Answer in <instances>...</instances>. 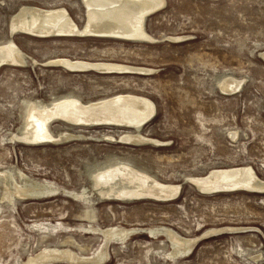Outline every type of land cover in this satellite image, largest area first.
I'll use <instances>...</instances> for the list:
<instances>
[{"label": "rangeland", "instance_id": "obj_1", "mask_svg": "<svg viewBox=\"0 0 264 264\" xmlns=\"http://www.w3.org/2000/svg\"><path fill=\"white\" fill-rule=\"evenodd\" d=\"M163 5L143 20L147 40H127L11 31L24 6L64 8L80 28L87 6L83 0H0V46L14 43L26 62L0 64V264L34 258V264H264V192L208 194L191 180L248 165L264 178V0ZM57 59L149 73L69 71L49 64ZM237 80L241 85L230 90ZM128 94L154 103L155 113L140 128L164 144L125 142L132 128L59 117L49 131L77 137L21 138L33 106L69 99L88 105ZM120 164L178 186L176 197H103L96 174ZM27 180L51 191L6 197ZM173 237L185 241L176 248Z\"/></svg>", "mask_w": 264, "mask_h": 264}, {"label": "bare ground", "instance_id": "obj_2", "mask_svg": "<svg viewBox=\"0 0 264 264\" xmlns=\"http://www.w3.org/2000/svg\"><path fill=\"white\" fill-rule=\"evenodd\" d=\"M164 1L165 0H83L87 6L88 14L87 24L83 28H80L75 24L67 10L64 8L48 10L34 6H24L13 16L14 18L11 19V29L28 31L27 33L30 32V34L37 36L95 35L120 37L127 40L146 39L150 36L144 29L145 24L143 20H145L144 18L147 14L161 7L164 4ZM260 55L264 56V51H262ZM24 61L25 59L21 50L14 43L0 46V63L25 64L26 62ZM49 64L58 65L69 71L96 70L99 72H146L147 70L145 68L130 65L75 61L71 59H57L50 61ZM239 84L240 82L237 80L228 85L231 90L234 88L236 89V87L238 88ZM154 110L155 106L151 100L146 97L130 94L118 95L88 105L75 99H69L56 102L53 104V107L50 108L45 106L42 109H38L33 106L27 118V133L25 134L22 130V134H24L21 138L29 143H35L36 141L58 142L77 137L73 133H66L64 136L60 133L57 136H54L49 131V124L52 119H55L53 117H59L84 126L111 124L112 126L132 128L135 132L124 134L121 140L135 144L152 140L154 141V144L162 145L164 143L161 141L144 136L140 128L153 116L155 113ZM4 180L6 183L8 180H11V174L6 173L4 175ZM191 180L203 193L208 194L219 191L235 190L264 192V178L259 177L253 167L249 165L228 169H216L211 171L205 177H196ZM30 181L31 180H27V182ZM95 188L97 190L98 188L102 189L98 191L105 198H121L122 200L152 198L167 201V199L176 197V194L178 193V186H167L166 184L155 181L153 178L139 170L122 164L97 173L95 176ZM49 191H51V189L47 190L46 183L31 181L24 186H17L11 190L7 189L6 197L13 200L15 195L25 197H27V195L38 196L41 193H48ZM82 194H76V196L84 197ZM107 230L108 228L106 229V232L109 233ZM122 236L123 235H121V237ZM173 241L177 248L179 245H182L185 240L173 237ZM187 246L189 247V244ZM62 250L63 249L58 252L60 253ZM69 250L70 248L68 251ZM63 253L66 254L67 252ZM172 254L173 257H176L178 253L174 252ZM40 256H42V254ZM59 258L61 259L60 256ZM28 260V263L26 262L27 264L35 263V258L33 260ZM83 261H81V263Z\"/></svg>", "mask_w": 264, "mask_h": 264}, {"label": "water", "instance_id": "obj_3", "mask_svg": "<svg viewBox=\"0 0 264 264\" xmlns=\"http://www.w3.org/2000/svg\"><path fill=\"white\" fill-rule=\"evenodd\" d=\"M10 29H11V28H10ZM12 30H14V29H11V31H12ZM25 32H28V31H25ZM29 33H30V32H29ZM260 56L264 59V56H262V55H260ZM1 63H3V62H1ZM1 63H0V64H1Z\"/></svg>", "mask_w": 264, "mask_h": 264}]
</instances>
